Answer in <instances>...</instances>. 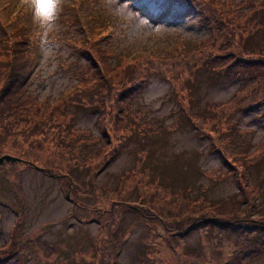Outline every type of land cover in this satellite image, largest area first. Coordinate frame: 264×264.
<instances>
[{"label": "rangeland", "instance_id": "1", "mask_svg": "<svg viewBox=\"0 0 264 264\" xmlns=\"http://www.w3.org/2000/svg\"><path fill=\"white\" fill-rule=\"evenodd\" d=\"M217 1L224 26L229 23L228 15L238 17V11L249 8L244 0ZM125 2L59 0L57 19L42 43L41 32L33 25L27 8L29 0H0V46L17 24L32 35L29 45L35 65L28 89L41 103L57 104L76 87L77 79L84 74L81 70L89 71L87 64L93 62L90 56L94 49L101 57L112 52L114 56L124 57V62L116 67L122 71L139 59H148L149 54H155L152 60L162 59V54L168 60L173 59L170 53L176 35L206 39L203 28L206 6L201 0H127L133 15H118L117 10L127 12ZM159 7H165L164 12L154 18ZM139 17L147 22L140 23ZM216 44L208 47V55L216 52ZM258 46H264V25L250 43L252 49ZM107 61L114 64L117 58L111 56ZM94 63L102 66L101 60ZM178 64L173 62V66ZM188 64L181 63L177 74L187 73ZM244 70L236 66L226 74L211 72L210 75L197 69L189 93L159 76L150 78L133 105L143 110L144 115L139 117L142 126L136 128L133 124L129 138L125 131L113 138L103 121L101 128L106 127L110 134L105 139L103 130L100 128L99 132L95 126L97 115L86 109L76 110L73 130L68 131L62 142L73 145L78 140L85 161L97 157L93 154L92 158L87 149L91 146L95 152L98 135L100 150L116 147L107 154L110 156L116 154L124 141L125 150L111 165L94 174L84 166L86 162L69 170L63 164L60 169L51 168L46 158L53 154L52 150L45 147L48 141L40 136L33 138L32 143L21 140L0 146V156L6 153L19 156L20 148L35 145L26 158L39 167L38 170L32 165L11 163L0 166V245L11 239L14 229L22 231L24 242L23 252L16 251L6 264H99L102 255L116 264H234L236 257L250 248L248 242L258 247L260 235L249 231L248 221L254 224L262 221L259 224L264 225V105L258 111H236L227 116L229 124H236L240 131L218 133L219 140L211 135L213 142L218 140L221 143L218 145L240 155L252 149L253 153L261 146L260 162L247 167L249 178L246 179L252 190L244 183L241 184L245 189L237 190L232 178L220 173L225 166L207 135L220 125L214 123L208 127L209 131L198 133L187 118L188 114L189 117L195 113L208 114L210 103L227 101L236 91L239 73ZM230 72H238V78ZM187 101L188 104L184 103ZM60 128L65 127L60 125ZM45 134L55 135L52 129ZM109 140L112 143L107 146ZM49 169L50 172L44 171ZM60 174L68 175L72 185ZM256 189L257 197L252 200L251 194H256ZM198 196L211 204L229 201L228 210L237 208L238 215L232 210L223 216L231 227L225 229L214 220L208 221L209 217L222 216L219 211L213 216L207 213L196 216L197 211L190 209L191 217H188L182 205L194 203ZM243 197L247 198L244 202ZM245 204L249 205L247 211L253 212L251 218L246 219ZM143 211L148 216L155 212L163 218V223L145 217ZM193 216L197 218L193 220ZM188 226L193 228L182 235ZM104 240L114 247L113 255L100 248ZM240 264H264V254H251Z\"/></svg>", "mask_w": 264, "mask_h": 264}, {"label": "trees", "instance_id": "2", "mask_svg": "<svg viewBox=\"0 0 264 264\" xmlns=\"http://www.w3.org/2000/svg\"><path fill=\"white\" fill-rule=\"evenodd\" d=\"M185 1L188 2L189 0ZM201 1L206 6V16L203 18L206 39L194 40L176 35L172 38L174 47L170 53L173 59L168 60L166 59L167 56L162 54V59L152 60L155 54H149L148 59H139L135 64L134 62L132 63L134 64L132 67L124 68L122 71H117L116 67L124 62V57L114 56L113 52L108 57H101L97 50L94 49L90 56L93 62L89 65L87 64L89 71H84L86 68L83 71L81 70L84 74L77 79L76 87L57 104H51L47 101L41 103V100H38L37 96H34L29 91L30 78L35 65V55L29 45L32 35L25 33L21 28L22 25L17 24L13 33L9 37L6 36L3 45L0 46V146L4 145L6 147L9 144H17L21 140H29L32 143L34 141L33 138L40 136L41 139H47L48 144H45V147L48 150L49 148L52 150L53 154L47 155L46 158L51 168L59 167L60 169L61 164L68 169L78 167V165L82 166L85 159L81 157L80 142L76 140L73 145L62 142L63 138L68 135V131L73 130L76 110L82 108V110L86 109V112L95 113L97 115L95 126L99 132L101 129L103 130L102 135L105 139H108L110 134H108L106 127L101 128L103 121L108 124L113 138L117 133L121 136L124 131L125 133L128 132L129 138L131 131L134 130L133 124H136V128L142 126L139 117L144 115L143 110H140V108L135 109L133 105L138 102L140 90L150 78L159 76L174 85L175 88L181 86L183 91L189 93V86L196 76L195 71L197 69L206 71V73L211 75V72L226 74L231 68L242 66L245 70L239 73L241 75L239 85L227 101L210 103L206 109L208 114L200 115L195 113L191 117L188 114L187 118L195 132L198 133L209 131L208 127L214 123L220 125V128H214L213 133L207 132L211 147L219 151L222 163L225 166V169H221L220 173L224 177H231L237 190L245 189L241 183H244L248 190H252V188H249L251 185H248L246 179L249 178L247 167L260 162V158L263 156L261 146L258 145V150L253 153V149L248 154L243 155L231 153L224 149L223 145H218L221 144L218 141V133L240 131L236 124H229L227 121V116L232 115L233 112L258 111L264 105V46H258L255 49L250 47L254 35L264 25L262 22L264 0H244L243 3H248L249 8L244 11L242 9L238 11V17L228 15L229 23L225 24V26V21L218 15L217 5H219V2L217 0ZM204 4L202 3V6ZM210 8L214 11L210 10ZM164 9L165 7H159L156 12L154 10L152 12L157 15L164 12ZM257 15L258 18L256 17ZM246 20L250 22L246 23ZM9 39L11 43H8ZM217 42L218 44H216ZM215 44L216 52L208 55V47ZM111 56L117 58L114 64H110L107 61ZM94 60H101L102 66H97ZM176 61L179 64L173 66V62ZM183 62L185 64L189 63L185 70L187 73L182 72L178 75L180 64ZM230 75L238 78V72H230ZM187 99H189V94ZM184 103L188 104L189 102ZM230 108L231 110L227 112V109ZM68 109L70 111H66ZM221 117L225 118V120ZM60 125L65 128H60ZM124 125L126 126L124 127ZM145 128H148V125ZM51 129L55 135L45 134L43 136L44 132ZM79 132L81 133L82 131L80 130ZM83 132L88 134L86 130H83ZM211 135L217 136L218 140L213 142ZM98 136L95 139L98 144L97 148L94 149L95 152H92L91 146L87 149L92 158L93 154L97 156L96 160H87L84 165L86 168H91L90 172L93 173L96 172L94 171L95 168H98V171L111 165L120 152L125 150L123 141L116 150L115 155H107L112 150L115 151L116 147L100 150V135ZM14 141L15 143H11ZM83 141L85 143L86 140ZM111 143L112 140H109L107 146L111 145ZM33 146L36 147L32 144V146L28 145L26 148H20L21 151L18 155L26 158L27 153L35 149ZM235 164H238V166ZM65 177L71 180L69 176ZM129 178L131 176L127 179ZM251 195L252 200L255 199L257 197V189L256 194L252 192ZM246 199V197H243L241 201L244 202ZM229 203V201H219L218 204H211L204 197L198 196L195 198L194 203L187 202L186 205L183 204L182 206H184L183 210H186L188 217H191L190 209L197 211L196 216L202 215V213L213 216L212 214L219 211L222 216L209 217L208 221L212 222L214 220L226 229L231 227L225 221L227 219L223 217L227 215L226 211L234 212L232 210H235L234 215H238L237 208L227 209V206L231 204ZM219 205L226 206L221 208ZM253 205L258 208L257 204ZM248 206V204H245L243 208L247 216L246 219L253 216V212L247 211ZM176 215H178V212ZM193 217V220L197 218ZM193 220L192 222H194ZM248 223L251 224L252 228H249V231H256L257 235H260L258 247H255L251 241L248 242L250 248L246 251L243 250V254L241 252L242 255L239 254L236 257L234 264H240L244 258H249L251 254H264V235L261 236V233L264 232V225L254 224L250 221ZM238 227L241 226L238 225ZM21 232V230L15 231L14 229L11 239L9 241L5 240L0 245V264H6L16 251L23 252L24 242ZM105 232L109 233L107 230ZM100 248H104L106 253L111 252V255L115 251L114 247L106 243L105 240ZM99 264H116V262H110L109 257L106 259L102 255Z\"/></svg>", "mask_w": 264, "mask_h": 264}, {"label": "clouds", "instance_id": "3", "mask_svg": "<svg viewBox=\"0 0 264 264\" xmlns=\"http://www.w3.org/2000/svg\"><path fill=\"white\" fill-rule=\"evenodd\" d=\"M27 8L30 10L33 25H35L41 32V41L43 43L44 35H46L52 27L60 11L59 0H29ZM124 8L127 9L126 13L122 10H117V14H127L129 16L133 15L134 11L128 9L127 7V0ZM135 15L139 16L138 13ZM139 21L140 23L147 22L142 17H139Z\"/></svg>", "mask_w": 264, "mask_h": 264}, {"label": "water", "instance_id": "4", "mask_svg": "<svg viewBox=\"0 0 264 264\" xmlns=\"http://www.w3.org/2000/svg\"><path fill=\"white\" fill-rule=\"evenodd\" d=\"M22 161L21 159L14 157V156H10L8 154H4L2 156H0V166L3 165L5 162H20Z\"/></svg>", "mask_w": 264, "mask_h": 264}]
</instances>
